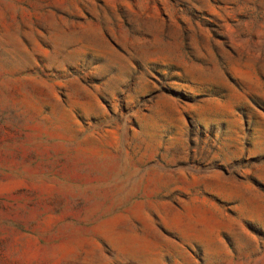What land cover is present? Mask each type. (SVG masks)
<instances>
[{
  "label": "rangeland",
  "instance_id": "374dc122",
  "mask_svg": "<svg viewBox=\"0 0 264 264\" xmlns=\"http://www.w3.org/2000/svg\"><path fill=\"white\" fill-rule=\"evenodd\" d=\"M0 264H264V0H0Z\"/></svg>",
  "mask_w": 264,
  "mask_h": 264
}]
</instances>
